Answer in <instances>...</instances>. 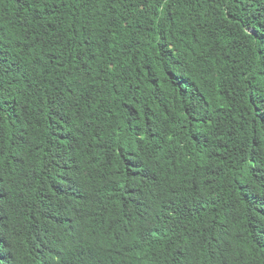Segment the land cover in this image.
<instances>
[{
  "label": "trees",
  "instance_id": "16d2710c",
  "mask_svg": "<svg viewBox=\"0 0 264 264\" xmlns=\"http://www.w3.org/2000/svg\"><path fill=\"white\" fill-rule=\"evenodd\" d=\"M0 264H264V0H0Z\"/></svg>",
  "mask_w": 264,
  "mask_h": 264
}]
</instances>
